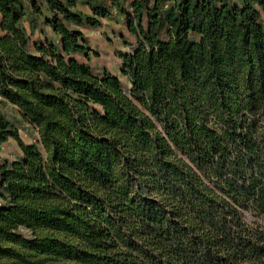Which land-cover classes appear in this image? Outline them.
<instances>
[{
    "label": "trees",
    "instance_id": "16d2710c",
    "mask_svg": "<svg viewBox=\"0 0 264 264\" xmlns=\"http://www.w3.org/2000/svg\"><path fill=\"white\" fill-rule=\"evenodd\" d=\"M79 1L33 0V41L0 0V264H264V0ZM114 13L129 93L81 31Z\"/></svg>",
    "mask_w": 264,
    "mask_h": 264
},
{
    "label": "rangeland",
    "instance_id": "374dc122",
    "mask_svg": "<svg viewBox=\"0 0 264 264\" xmlns=\"http://www.w3.org/2000/svg\"><path fill=\"white\" fill-rule=\"evenodd\" d=\"M23 1L27 7V15L22 18L21 25L24 28L26 27V31H32L33 28H36V22H34L35 18L32 17L33 12L31 10L33 0ZM131 1L132 0H126V4L129 5ZM233 1L240 6L242 4V0ZM78 9L85 13L90 12L84 5L83 0L78 2ZM48 18L49 13L46 9H43L40 17L37 18L40 22V29H45V26L47 25L46 20ZM81 31L88 41L90 49L93 51L91 60L88 63L92 70L97 73H102L104 70H107L112 74L119 75L126 92L129 93L128 80L122 76L120 71L123 64L120 55L121 53H131L132 48L136 45V40L127 30V20L118 19L116 13H114L112 17L103 21L102 27L91 28L90 26H83ZM80 60L84 61V58L80 57ZM1 110L7 120L16 127L21 139L26 144L38 143L36 129L23 121L17 108L6 104L1 106ZM20 156L21 150L17 142L13 139L8 140L0 148V164L4 162H12L17 160ZM0 203H2L1 197Z\"/></svg>",
    "mask_w": 264,
    "mask_h": 264
},
{
    "label": "crops",
    "instance_id": "0c3cea01",
    "mask_svg": "<svg viewBox=\"0 0 264 264\" xmlns=\"http://www.w3.org/2000/svg\"><path fill=\"white\" fill-rule=\"evenodd\" d=\"M32 17L35 18V21L34 22H36V28H33L32 31L27 30V33H28V35L30 36V38L33 41L34 40H38V39L44 40L46 38H48V39H56V40L58 39V37L52 32L51 28L48 25L45 26V29H43V28L40 29L39 28V23L40 22L37 20V18L40 17V15L35 14ZM127 54H129V53H127ZM114 75H116V74H114ZM116 76H118L120 78L119 75H116ZM124 78L128 80L127 77H124ZM127 82H128V88H130V82H129V80Z\"/></svg>",
    "mask_w": 264,
    "mask_h": 264
}]
</instances>
